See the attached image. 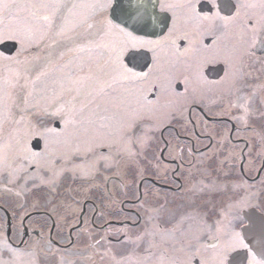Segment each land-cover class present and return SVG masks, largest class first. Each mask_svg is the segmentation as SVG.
I'll return each mask as SVG.
<instances>
[{
  "label": "flooded vegetation",
  "instance_id": "flooded-vegetation-1",
  "mask_svg": "<svg viewBox=\"0 0 264 264\" xmlns=\"http://www.w3.org/2000/svg\"><path fill=\"white\" fill-rule=\"evenodd\" d=\"M148 3L162 21L149 37L161 42L157 60L154 63L148 53L127 62L135 72L150 67L152 74L143 81L106 88L89 105L95 115L85 111L68 124V116L35 118V133L23 138L31 154L27 169L40 181L33 193L42 187L51 202L66 196L77 210L70 215L48 207L32 210L28 213L32 218L43 219L36 229L41 235L27 229L29 218L22 224L28 214L19 223L26 227V236L33 232L38 240L46 231V242L60 250L65 245L53 244L51 238L67 236L75 242V233L88 225L101 232L98 238L126 243V250L113 252L112 264L124 256L127 264H213L212 245L224 244L231 231L251 239L264 230V48L257 46L249 56L238 29H226L220 21L215 27L207 22L198 25L180 10L173 20L170 12H161L158 0ZM221 3V15L234 14L237 0ZM209 7L208 0H198L202 15ZM248 12L257 15L259 10ZM27 16L24 8L13 9L11 15L0 13V28L20 26ZM17 47L11 42L0 45V54L15 56ZM225 58L235 72L234 86L221 83ZM3 63L0 77L7 71ZM237 95L250 97L254 114L246 122L234 119L243 115L242 109L232 107L242 103ZM110 135L135 145L137 154L129 157L116 148L109 154L108 148L99 146L87 149L89 142ZM34 139L40 140V150L32 149ZM19 148L23 158V145ZM23 172L20 165V180L26 176ZM5 210L13 228L15 216ZM0 213L6 223L1 208ZM66 215L68 221L84 223L75 231L70 225L60 234L55 222ZM123 227L127 233L112 230ZM10 240L11 246L19 247L15 246L19 241ZM230 255L234 264H247L244 250Z\"/></svg>",
  "mask_w": 264,
  "mask_h": 264
},
{
  "label": "snow or ice",
  "instance_id": "snow-or-ice-1",
  "mask_svg": "<svg viewBox=\"0 0 264 264\" xmlns=\"http://www.w3.org/2000/svg\"><path fill=\"white\" fill-rule=\"evenodd\" d=\"M158 3L161 12H170L173 20L180 10L198 25L207 22L209 27H215L220 21L226 29H238L236 34L248 44L249 56L255 54L257 46L264 48V0L254 3L237 0L234 14L227 17L221 15L224 8L221 0H208L206 15L201 14L198 0H158ZM21 8L28 11L22 25L0 28V45L11 42L13 47L18 46L15 56L0 54L8 72L0 77V107L6 119L13 117V109H18L23 121L31 105L43 112L54 109L51 115L61 119L68 116L65 124L72 123L76 115L85 111L95 115L89 105L102 97L106 88L143 81L152 74L150 67L148 71L135 72L127 62L143 59L148 53L154 63L157 60L161 42L149 37L162 21L150 10L148 0H29L26 4L0 0V13L11 15L13 9ZM249 9H258L259 13L252 15ZM172 34L170 29L169 35ZM29 47L34 51L29 52ZM223 62L226 70L221 83L234 86L235 72L230 60L225 58ZM237 99L242 103L232 107L242 109L243 115L234 119L246 122L254 114L249 107L250 97L237 95ZM31 131L26 125L17 144ZM97 146L108 148L109 154L113 148L129 157L137 154L135 145L124 142L119 135L91 141L87 149L94 150ZM9 147L0 149V163L7 158ZM24 147L28 145L25 143ZM212 250L213 264H234L230 254L237 250H244L247 264H264V230L251 239L239 231H231L225 243L213 244Z\"/></svg>",
  "mask_w": 264,
  "mask_h": 264
},
{
  "label": "rangeland",
  "instance_id": "rangeland-1",
  "mask_svg": "<svg viewBox=\"0 0 264 264\" xmlns=\"http://www.w3.org/2000/svg\"><path fill=\"white\" fill-rule=\"evenodd\" d=\"M7 74L8 72L6 71L5 75ZM53 110L43 112L37 107L30 105L26 118L21 121L18 109H13V117L6 119V114L3 108L0 107V149H3L5 145L10 146L7 151V158L0 163V204L9 210L11 215L15 216L16 223L14 227L12 228V221L10 225V237L16 243L19 241L15 246H21V248L14 247L8 243L5 220L0 217V264H44L42 261H47L48 264H112L111 258L114 259L113 252L126 250V243L115 245L111 244L106 236L98 238L96 235H101V232L91 230L88 225H85V228L75 233L74 247L71 251H66L63 250L64 248L62 250L53 248L52 245L46 242V231L43 233V239L39 238L38 240L33 232L31 236H29L30 234L26 236L28 232L25 234V227H22L19 223L24 215L35 210V208L38 209L37 207H48L51 210L63 211L68 215L73 211L75 212L78 208L75 205H71V201L66 200V196L59 197V199L53 197L55 203L51 202V196L42 187L35 189L33 193L34 188L38 187L36 186L37 183L40 182L37 179L34 180V177L38 174H32L27 169L31 165L29 160L31 154L29 148L24 147L25 140L23 139L19 145L17 144V138L23 133L26 125L32 129L28 134L32 135L35 133L36 127L32 125L35 118L60 117L51 115ZM15 121L20 122L16 123ZM25 143L28 144L26 141ZM21 145H23V158H20L19 154ZM24 149L26 150L24 151ZM20 159L22 160L21 164ZM249 164H254V158L249 160ZM20 165L26 171L23 172L24 174L26 173V176L24 175L21 180L19 174ZM28 215L27 229L37 231V225L43 219L32 218L33 214ZM83 223L78 224L77 221H68L66 215L55 222V230L57 229V232L61 234L70 225L74 224L79 228ZM85 223L89 224V222ZM49 225L48 223L44 227ZM112 230L127 233L129 229L123 227L122 229L112 228ZM37 232L41 235V231ZM55 239L58 243L66 245L63 237ZM64 240H68V237L65 236ZM118 261H120V264H127L125 256L119 258Z\"/></svg>",
  "mask_w": 264,
  "mask_h": 264
},
{
  "label": "water",
  "instance_id": "water-1",
  "mask_svg": "<svg viewBox=\"0 0 264 264\" xmlns=\"http://www.w3.org/2000/svg\"><path fill=\"white\" fill-rule=\"evenodd\" d=\"M39 143H40V140H38V139H34V140L32 141V144H31L32 149H33V150H39V149H40V147H39ZM0 208L4 211V213H5V215H6V223H5V227H6V237H7V239L9 240V237H10V225H11L10 215H9L8 211H6L4 208H2V207H0ZM28 216H29V215H27V216L23 219L22 224H24V222H25V220L28 218ZM24 233H25V234L27 233V229H26V227L24 228Z\"/></svg>",
  "mask_w": 264,
  "mask_h": 264
},
{
  "label": "bare ground",
  "instance_id": "bare-ground-1",
  "mask_svg": "<svg viewBox=\"0 0 264 264\" xmlns=\"http://www.w3.org/2000/svg\"><path fill=\"white\" fill-rule=\"evenodd\" d=\"M26 172V171H25ZM83 210V209H82ZM74 225V224H73ZM71 229H74V231L75 230H77L78 229V226H74L73 228H71ZM70 235H72V234H70ZM64 238L65 237H63V241H66V245L65 246H63V250H66V251H71L72 249H73V247H74V239L72 238V237H70L69 238V240H64ZM53 241H52V243L53 244H56L57 245V240L55 239V238H51ZM53 247V246H52ZM53 248H55V247H53ZM42 261V260H41ZM44 264H48V262L47 261H42Z\"/></svg>",
  "mask_w": 264,
  "mask_h": 264
}]
</instances>
